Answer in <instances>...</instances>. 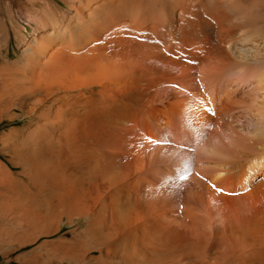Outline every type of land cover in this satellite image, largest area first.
Segmentation results:
<instances>
[{
  "label": "bare ground",
  "instance_id": "1",
  "mask_svg": "<svg viewBox=\"0 0 264 264\" xmlns=\"http://www.w3.org/2000/svg\"><path fill=\"white\" fill-rule=\"evenodd\" d=\"M61 1L73 13L0 65L15 248L264 264V0Z\"/></svg>",
  "mask_w": 264,
  "mask_h": 264
},
{
  "label": "rangeland",
  "instance_id": "2",
  "mask_svg": "<svg viewBox=\"0 0 264 264\" xmlns=\"http://www.w3.org/2000/svg\"><path fill=\"white\" fill-rule=\"evenodd\" d=\"M60 13L72 14L73 12L68 10L67 5L61 0H0V65L6 54L13 62L23 57V48L37 34L42 33L50 27V24L58 21ZM38 20L44 21L42 24L44 28L36 26ZM7 128L2 127L0 131ZM0 160L9 164L1 154ZM9 166L11 165L9 164ZM12 169L14 170V168ZM5 224L0 223V264H6L7 259L2 256L5 252H11L8 255V260L12 261L13 259L11 264H16V262L17 264H56L46 254V249L39 247L45 238H40L32 245L17 249L11 241L13 226ZM70 229L69 226H65L62 231Z\"/></svg>",
  "mask_w": 264,
  "mask_h": 264
},
{
  "label": "snow or ice",
  "instance_id": "3",
  "mask_svg": "<svg viewBox=\"0 0 264 264\" xmlns=\"http://www.w3.org/2000/svg\"><path fill=\"white\" fill-rule=\"evenodd\" d=\"M192 63H196V62L193 61ZM186 167H187V165L185 164L184 168H186ZM178 175H179V171H178ZM179 179H186V176L179 175Z\"/></svg>",
  "mask_w": 264,
  "mask_h": 264
}]
</instances>
